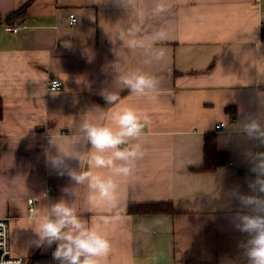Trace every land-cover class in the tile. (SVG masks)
Here are the masks:
<instances>
[{
    "label": "crops",
    "instance_id": "crops-1",
    "mask_svg": "<svg viewBox=\"0 0 264 264\" xmlns=\"http://www.w3.org/2000/svg\"><path fill=\"white\" fill-rule=\"evenodd\" d=\"M29 1L0 0V13ZM157 2L131 0L125 9L115 0H34L16 34L0 25V219L9 220L11 253L24 264H58L55 244L36 246L29 218L61 198L110 240L101 264H247L240 247L247 234L235 229L234 217L249 211L238 195L254 194L252 156L264 144L232 126L250 118L264 123V0H163L167 10L156 15ZM160 30L166 38L154 40ZM129 33L139 41L134 49ZM161 49L164 58L155 60ZM133 71L155 76L157 89L140 96L124 88L119 77ZM53 77L62 90H48ZM105 89L118 92L120 104L107 105ZM122 106L149 123L133 141L144 156L131 175L115 178V207L108 211L105 203H89L87 185L75 186L46 163L45 152L57 154L52 137L70 150L72 118L103 111L110 122ZM223 116L228 127L216 130ZM208 133L230 161L213 173L191 172L203 162ZM66 163L79 170L78 161ZM30 198L37 200L33 212ZM161 201H172L175 213L127 212L132 202Z\"/></svg>",
    "mask_w": 264,
    "mask_h": 264
},
{
    "label": "clouds",
    "instance_id": "clouds-1",
    "mask_svg": "<svg viewBox=\"0 0 264 264\" xmlns=\"http://www.w3.org/2000/svg\"><path fill=\"white\" fill-rule=\"evenodd\" d=\"M115 2L130 9L131 0H115ZM167 10L163 0H158L154 14L159 15ZM126 43L129 48H136L139 41L129 33ZM167 33L160 30L154 40L166 38ZM165 52L161 49L153 52L155 60H162ZM120 83L131 93L149 96L159 84L158 79L143 72L133 71L119 77ZM100 95L107 105L120 104L118 92L107 89ZM97 108H101L97 106ZM220 123L228 127V117L223 116ZM73 119L69 128L71 148L62 151L57 143V154L46 151V163L57 169L60 175H67L74 185H87L88 200L92 205L105 203L108 211L115 207L117 181L116 177H127L135 169L136 162L143 158L144 149L137 141L143 134L145 125L149 123L147 115H141L135 108L122 106L113 111L110 122H105V113L97 112L91 116L84 112L79 121ZM233 128L242 131L249 139L258 140L264 144V123L256 118L237 123ZM83 144L84 151L77 150V145ZM90 145V147H87ZM87 155L88 169L84 170L83 162ZM66 158L79 162V170L70 167ZM99 170H107L108 174ZM251 171L256 178L249 183L254 194H239L238 200L247 213L238 211L234 217L235 229L247 234V239L240 244L247 264H264V152L252 156ZM73 187L63 189L65 193L74 194ZM47 211H34L30 216L31 228L36 234V246L52 247L56 245L52 257L58 264H101L111 252V242L95 226L90 225L76 211L68 200L61 198L46 206ZM106 222V221H105Z\"/></svg>",
    "mask_w": 264,
    "mask_h": 264
},
{
    "label": "trees",
    "instance_id": "trees-1",
    "mask_svg": "<svg viewBox=\"0 0 264 264\" xmlns=\"http://www.w3.org/2000/svg\"><path fill=\"white\" fill-rule=\"evenodd\" d=\"M34 0L29 1L18 11L7 15L6 17L0 13V25L7 23L9 26H15L25 17L29 7ZM3 118V99L0 97V120ZM229 156L218 149L217 138L215 133H208L205 136L204 143V159L201 165L191 168L194 173H213L221 167L227 165ZM128 214L133 216H150L164 215L175 213V207L172 201L161 202H132L128 206Z\"/></svg>",
    "mask_w": 264,
    "mask_h": 264
},
{
    "label": "built area",
    "instance_id": "built-area-1",
    "mask_svg": "<svg viewBox=\"0 0 264 264\" xmlns=\"http://www.w3.org/2000/svg\"><path fill=\"white\" fill-rule=\"evenodd\" d=\"M69 24L74 27L77 24V17L74 14L69 16ZM22 24L15 25L10 28L12 34H16L21 28ZM48 90L51 92L60 91L64 87V83L59 78H50L47 83ZM223 126L220 124L216 126V130L222 129ZM37 202L36 199L30 198L28 204L30 211H34V205ZM0 264H24L22 257H15L11 253V242H10V225L8 219H0Z\"/></svg>",
    "mask_w": 264,
    "mask_h": 264
}]
</instances>
